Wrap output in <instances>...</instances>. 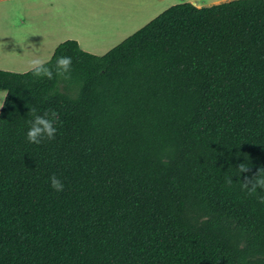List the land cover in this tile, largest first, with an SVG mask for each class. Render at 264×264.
<instances>
[{
  "label": "trees",
  "instance_id": "obj_1",
  "mask_svg": "<svg viewBox=\"0 0 264 264\" xmlns=\"http://www.w3.org/2000/svg\"><path fill=\"white\" fill-rule=\"evenodd\" d=\"M65 55L68 80L0 70V264H264L240 183L264 167V0L170 6L102 56L64 41L54 73ZM33 108L54 140L27 141Z\"/></svg>",
  "mask_w": 264,
  "mask_h": 264
},
{
  "label": "crops",
  "instance_id": "obj_2",
  "mask_svg": "<svg viewBox=\"0 0 264 264\" xmlns=\"http://www.w3.org/2000/svg\"><path fill=\"white\" fill-rule=\"evenodd\" d=\"M164 1L169 2L163 5ZM229 1L0 0V66H6L4 69L10 72L24 73L13 68L30 65L33 56L40 55V51L41 57H51L54 49L64 41H75L80 50L88 51L91 42H85L84 35H129L170 6L188 3L201 7ZM13 21L15 25H12ZM41 36L49 38L43 41ZM81 42L85 50L80 46ZM110 47H113L112 43L104 44L101 49L107 51ZM16 48L21 53H11ZM2 101L0 97V103Z\"/></svg>",
  "mask_w": 264,
  "mask_h": 264
},
{
  "label": "clouds",
  "instance_id": "obj_3",
  "mask_svg": "<svg viewBox=\"0 0 264 264\" xmlns=\"http://www.w3.org/2000/svg\"><path fill=\"white\" fill-rule=\"evenodd\" d=\"M51 62V58H43L40 55H34L30 63V71L36 78H47L52 80L53 78H62L68 80L71 78L72 70V58L70 56H61L57 59L55 64V73L53 69L48 67ZM7 90L0 92V97L7 96ZM3 107V103H0V108ZM32 119L28 121L30 127L26 133V138L29 143L40 144L45 140H54L57 133L56 124L59 122V114L54 110L45 111L43 114H38L37 110L33 108ZM237 170L239 174L247 173L250 171L248 163H241L238 165ZM50 186L57 192L64 190V184L60 178L56 175L49 177ZM226 183L231 186L232 179L229 178ZM241 186L248 190V192L255 193L258 190L264 191V167L258 168L251 178L245 176L243 182H240ZM260 203L264 204V197L260 198Z\"/></svg>",
  "mask_w": 264,
  "mask_h": 264
},
{
  "label": "rangeland",
  "instance_id": "obj_4",
  "mask_svg": "<svg viewBox=\"0 0 264 264\" xmlns=\"http://www.w3.org/2000/svg\"><path fill=\"white\" fill-rule=\"evenodd\" d=\"M168 2L169 1H164L163 2V5L167 4ZM208 6H211V5H205V6L202 5L201 7H208ZM12 25H15V22L14 21L12 22ZM133 33H135V31ZM133 33H130L129 35L113 36V37H105L104 35H98V36H94V35H84L83 36L84 41L85 42H87V41L88 42H91V43H89L90 48L87 49L88 51H84V52L89 53V54L94 55V56H102L106 52H108L109 50H111L114 46H116L117 44H119L120 42H122L124 39H126L127 37H129L130 35H132ZM47 38H49V37L41 36V39L43 41H45ZM18 40H20V39L17 38V41ZM111 43H112L113 47H110L109 49H107V51H104V50L101 49V47L104 44L105 45H109ZM80 46L82 47V49H84V50L86 49L85 48V45L82 42H81ZM14 52L15 53L16 52L21 53V51L18 50L17 48L16 49H13L11 51V53H13V54H14ZM40 55H42V52L41 51H40ZM25 65H23L22 67H15V68H13V70H18L17 72H27V71L30 70V67H29L30 65H28V66H25ZM4 68H7V67L6 66H0V70L10 72L8 70H5ZM12 73H14V72H12Z\"/></svg>",
  "mask_w": 264,
  "mask_h": 264
},
{
  "label": "water",
  "instance_id": "obj_5",
  "mask_svg": "<svg viewBox=\"0 0 264 264\" xmlns=\"http://www.w3.org/2000/svg\"><path fill=\"white\" fill-rule=\"evenodd\" d=\"M194 6V5H193Z\"/></svg>",
  "mask_w": 264,
  "mask_h": 264
}]
</instances>
